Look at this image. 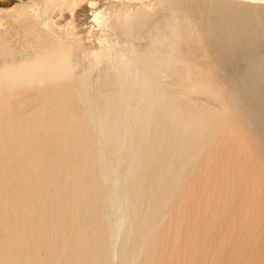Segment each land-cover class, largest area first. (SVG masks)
I'll return each mask as SVG.
<instances>
[{"label":"bare ground","instance_id":"6f19581e","mask_svg":"<svg viewBox=\"0 0 264 264\" xmlns=\"http://www.w3.org/2000/svg\"><path fill=\"white\" fill-rule=\"evenodd\" d=\"M225 3L224 0H209L204 7L199 6L197 11L203 17L202 22L198 21L201 22L209 52L218 57L219 63L230 64L231 73L227 75L218 72L219 83L215 82L214 86L194 84L193 78L195 79L198 65L193 67L192 61L187 62L186 58H183L185 61L181 60L182 58L180 60L168 58L176 88L173 89V84L172 88L168 86V89L163 88L165 92L160 94L159 91L158 98L156 90H151L155 93V96L152 92L151 95L156 101L152 105L148 101V111L143 110L144 113L138 117L134 111L135 106L139 105L136 101L138 96L135 97V101L133 100L135 108L132 106L133 96L138 91L129 98L127 92L128 100L124 98L125 94L120 93L119 99L112 96L114 99L112 103L124 100L126 108L124 107L125 110L121 113H115L114 119L111 114H114L113 107L111 108L113 104L109 105L112 109L110 113L107 106L106 115L111 114L112 117L108 118V121L114 119L108 124L96 120V115L93 121H87L76 103V93L69 89L54 91L51 96H46L42 91L45 86L54 87L57 83L68 81L73 75L74 68L66 56L59 55L52 61L39 57L31 65H10L2 68L0 264H111V259L117 256L121 257L123 264L138 263V256L136 257L138 241L129 240L130 236L124 233L121 234L125 235L124 237L119 236L120 232L118 234L124 221L132 222L130 227L134 221L130 233L137 230L142 232V237L146 239L168 212L170 197L174 194L171 192L180 193L179 182L187 177L182 179V169L189 167L193 170L192 168L205 156L206 160L203 163L205 169L210 168L211 172L219 171L223 177L232 176L231 186H226L230 188V192L221 193L217 197L221 206L224 205L225 212L236 213L243 229L253 228L264 222L263 217H259L257 221L249 220L251 215L252 218H257L255 210L258 207L264 211V197H260L261 192L264 194L261 186L264 174L257 172L264 170V2L250 4L241 0H228L229 8H226ZM176 16L173 14L174 18ZM186 20L182 21V24L170 20V25L168 20L167 28L169 31L171 29V33L189 41L190 36L184 31L188 26ZM150 31L148 33L151 35ZM157 34L159 36V32H156L155 36ZM153 36L152 34L151 38ZM187 43L190 46L191 42ZM233 52L240 53V56L235 58L240 57L237 62H232L234 60L230 61L231 59L222 60L221 56ZM124 65L120 64L116 68L117 81L122 77L126 79L131 73L133 81L162 87L157 79L150 80L145 75L138 76V63ZM159 70L169 79L167 73ZM132 78L129 79L132 81ZM173 78L171 76V82ZM19 89L30 90L31 94L10 102V97L19 92ZM199 93L206 96L207 99L205 97L204 99L215 106H210L211 103L207 104L209 102L201 101L198 97L195 98ZM138 94L140 96V93ZM201 97L203 96L199 95V98ZM86 101L93 102L87 98L84 99V103ZM90 102L89 105H92ZM89 105L87 106L93 111ZM154 108L159 110L158 113L160 110L162 112L151 117ZM94 112L92 114H95ZM97 115L100 117L99 113ZM141 115L144 116L143 121L139 120ZM103 117L105 119V115ZM225 117L229 120L226 121ZM239 125L246 129L244 135L250 141L248 146L236 142L234 128ZM111 147L118 150L116 164L109 160L110 151H113ZM202 148L211 149L204 155L201 152ZM249 152L255 153L256 159L263 162H259L258 166L256 162L254 165L252 160L246 159L243 163L242 154L246 155ZM233 153L237 154L238 161H233L229 157ZM102 158L108 163L105 164ZM230 164L232 169L226 167ZM180 168L182 169L179 170ZM177 169L182 171L181 174L178 175ZM168 172L169 175H166ZM108 183L112 184L110 188L107 187ZM222 184L225 183L222 181ZM249 186L252 191L249 199L243 200L241 196L240 201L237 199L239 203L235 207L231 206L236 200V195L246 191ZM234 192L237 194L234 195ZM181 196L183 198L182 193L176 196L177 203L181 202ZM174 201L175 199L173 203ZM113 206L116 207V212L115 209L112 211ZM221 206L213 210L211 218L209 217L208 220L212 224L221 211L225 213ZM172 209L171 206L170 210ZM228 213L226 212L229 216ZM179 223L180 221L177 225ZM216 234L218 235V232ZM209 235V232H206L204 238L201 237L202 243L200 242L197 249L205 247ZM260 237L256 235L255 239L258 240ZM217 240L219 238H216ZM144 242L141 240V243ZM187 242L186 245L189 247ZM241 247L242 245H239L238 248ZM211 250L213 253V248ZM236 254L235 259L238 257ZM146 263L154 264L149 258Z\"/></svg>","mask_w":264,"mask_h":264},{"label":"rangeland","instance_id":"374dc122","mask_svg":"<svg viewBox=\"0 0 264 264\" xmlns=\"http://www.w3.org/2000/svg\"><path fill=\"white\" fill-rule=\"evenodd\" d=\"M187 1L186 0H0V71L2 70V68L10 65H31L39 57L52 61L55 60L57 56L63 55L69 59L70 64L74 68L73 75L70 77L68 81L57 83V85H55L54 87L45 86L42 89V91L45 93L46 96H51L54 91L69 89L72 92H74V94L76 93L77 95L76 103L78 106H80L81 111L87 121H93V118H95L96 115V120H100L103 123L108 124V123H112V121L115 119L114 116L115 113H119V112L121 113V111L125 110L126 108V104L124 100L122 102L121 100H119L120 101L119 103H117V101H114V103H112L111 102L113 99L112 96L114 98L119 99L121 93V95L125 94L124 98L128 100L130 96L132 97L134 93L138 91L136 93L137 95L135 94V96H133L132 99L133 101L135 97L138 96L137 97L138 99L135 100L137 101V104L139 103V105L135 106V104H133L135 100L132 102V106L136 107L134 111L135 113H137V117H138V115L144 113L143 110L148 111L147 105L148 106L149 104L152 105L156 101V99L151 95L152 93H154L151 90H156L155 92L157 93V98H158L161 92L163 93L165 92L163 88L168 89L167 86L171 87L172 84H173L172 86L173 89L176 88L174 83L173 73L170 72L172 71V69H171V65L169 64V61L167 60L168 58L170 59L175 58L177 60L178 58L179 60L181 58H182L181 60H183V58H186L187 62H189V60L192 61V63L191 61L190 63L193 64V67L198 65L197 66L198 68L196 67L198 70L196 69L197 71L196 74L194 75L195 79L193 78V80L195 81L194 84L204 83L210 86H214L217 83H219V78L217 76L218 72L221 71L222 73L227 75L231 73L230 64H227L225 62L219 63L217 60L218 57L217 56L214 57L213 56L214 54H212V52H209L210 50H208L209 48L208 42L204 39V34L201 28V22L203 17L202 14H200V12L197 11V8L199 6L204 7V5H206L209 2V0H197L198 2L197 1L194 2L193 0H187ZM224 1L226 2L225 3L226 8H229L228 0H224ZM241 1L250 4L255 2L256 3L264 2V0L262 1L258 0L259 2H257V0H241ZM173 14L177 15L176 18H174L175 16L173 17ZM184 18L187 19L186 22L188 23V24L186 23L188 26L186 27L187 29L185 28L184 31L185 34L187 33L188 36H190L188 38L189 41H187V39H183L178 35L171 33L172 32L171 29L169 31L167 28L168 20H169V25L172 20L175 21L176 23L182 24V21H185ZM198 20H200L201 22ZM190 23L192 25H190ZM154 29L157 31H155ZM158 29L160 31H158ZM149 31L150 33L152 32L154 36L156 32H159V36L158 34L156 35L158 36L157 39H155L156 36L155 37L153 36L151 38L152 34L150 35L148 33ZM173 35L176 37H174ZM181 38L183 40H181ZM187 42H191L189 43L190 46L187 45L188 44ZM165 54H167L168 56H166ZM231 54L230 53L229 55L224 54L223 56H221L222 60L231 59L230 61L234 60L232 62H237L236 60H239L240 57H238V59L235 58L237 56H240V53L236 52V54H234L233 52ZM212 56L214 57V61ZM210 60L211 62H209ZM131 62H136L139 64L137 70L138 76L145 75L150 80L157 79L159 84L161 83L160 85H162V87L160 85H159L160 87H158L157 85L152 83L150 84L151 85L150 86V85H143L139 83L140 81H133V78L130 77L131 73L126 79L122 77L120 78L121 79L120 81H117L116 79L117 66L120 64L122 66L125 64L124 66H126V64H130ZM164 64H166V66ZM218 64H221V66ZM222 66L223 68H221ZM210 68L212 70H210ZM159 69L163 70L164 73L168 74L170 81L168 78H166L167 75L164 74L162 75L160 73L161 71ZM162 76L165 77L160 78ZM171 76L173 78V82H171L172 81ZM129 78L130 79L132 78V81ZM106 79L108 80L106 81ZM205 80L207 82H205ZM130 81L133 84H131ZM168 82L169 84L167 85ZM152 87H158L161 90L157 91L158 88L154 89ZM19 90L22 92L19 93L20 92L19 91L16 92L14 95H12L9 100L10 102L15 101L18 98H26L31 94L30 90L27 89L25 90L19 89ZM130 90L131 93H129ZM127 92H128V98H127ZM138 93H140V96ZM83 94L86 95L84 96ZM147 95L149 96L148 98ZM153 95L155 96V93ZM199 95L203 97L199 98ZM199 95L197 96L196 94L195 98L198 97V99L199 100L201 99V101L209 102V103L206 102L207 104L211 103L210 106H215L214 103L210 102L209 100H206L207 99L206 96H204L201 93H199ZM106 97L108 98L109 101H107ZM204 97L206 99H204ZM86 98L87 100H91V101L93 100V102L86 101L84 103V99L86 100ZM89 102L93 104L89 105ZM115 102L117 103V105ZM147 102L149 104H147ZM111 103L113 104L111 108L113 107L114 110L112 111L114 112V114L113 113L111 114L114 119L109 120L110 121L109 122L108 118L109 119L112 118L111 114H109V116L106 114L108 111H109L108 113H110V111L112 110L110 109L109 106L111 105ZM114 104L118 107V111L116 112L115 109L117 110V107L114 106ZM87 105L91 106L92 107L91 109L93 111H91L90 107H88ZM93 106L96 108V111ZM104 106L106 107L104 108ZM138 107H140L142 111L138 109ZM145 108H147V110ZM105 109L106 111L107 110L108 111L106 112ZM103 111L105 112V114H102ZM158 111H159L158 109L154 108V110L151 111L154 113V114L152 113L153 115L151 114V117L152 116L155 117L156 115L162 112L160 110V112L158 113ZM92 112H94L95 114H92ZM97 113H99L100 117H98ZM104 115H105V119L103 117ZM143 117L142 115L139 116V120L143 121L144 119ZM225 120L228 121L229 118L225 117ZM234 129L236 130L234 134L236 138V142L243 146H248V144H250V141L244 135L246 129L240 125L235 126ZM211 148H204V149L202 148L201 149L202 154L205 155L210 151ZM111 149H113V151L112 150L110 151L111 158L110 157L107 158H110L109 160H111L113 164H116L118 160L117 157H119L117 153L118 150H116L115 147L114 148L111 147ZM112 152L116 154H113ZM256 156L257 155H255V153L249 152L246 155L242 154V157L241 156L240 157L244 159L243 163L246 159H250L252 160V163L254 165L256 162V164L259 166L260 163L263 161L257 160ZM229 157L232 158L233 161L235 160L238 161L237 154L233 153V155H230ZM252 157L254 159H252ZM101 160L105 164L108 163L106 159L102 158ZM205 160H206V156L200 159L197 166L192 168L193 170H191V168L189 167H186L189 170L186 168L184 169L180 168L179 170L182 169L183 171L182 174H181L182 171L180 172L177 169L178 175L181 174L182 179L185 176H187L186 177L187 179L184 178V180H181V182H179L178 190L180 193H178V191H175L176 194L175 192H171L172 194L174 193L173 195L170 193V195L172 196L170 197V203H169L170 206H168L169 208L168 212L165 214L163 220L159 223L160 225L158 224L157 227L153 229V233L148 234V236L151 235L149 239L148 236L146 237V239L143 238L142 237L143 233L138 232L137 230H132L130 233V228L134 227V221L132 227H130V224L132 222L130 223L128 221L129 222L128 224V222L124 221L123 225L121 226L122 228L120 229V231H118V234L120 232L119 236L124 237L125 235L123 236L121 235L124 233L128 237L130 236L129 240L132 239L131 241H134L136 239L135 242L138 241V243H136L138 248V253H136V257L138 256L137 257L138 263L136 264H144V263L147 264L146 263L147 258H149L154 264H216V263L217 264H264V222L258 224L256 227L253 228L244 227L243 229L241 227L239 217L236 213L234 212L228 213L229 211H226L229 214V216L226 214L224 210V205L221 206V203L218 202L217 197L221 193L230 192V188L228 189V187L226 186H231L230 182H232V176L225 175L223 177V174L219 171L217 172L215 170L214 172H211L210 168L205 169L203 165ZM226 167L232 169V164ZM257 172L259 174H264V170L262 169ZM191 173L193 174L192 176ZM166 175H169V172ZM222 181L223 183H225L224 185L222 184ZM108 184L107 187L110 188L109 186H111L112 184L110 183ZM261 186L264 189V182H261ZM250 190L251 188L249 186L246 191L240 192L238 193V195H236L237 192H234V195H236V200L238 199L240 201L241 196H243V200H247V198L249 199L250 195H252V191ZM181 193L183 195V198L181 196L182 198L181 202L177 203L176 196H178ZM203 194L204 196L205 195L206 196L204 197ZM260 197H264V194H262V192L260 193ZM174 199L175 201L173 203ZM236 200L234 201V203L231 204V206L233 205V207H235V205L239 203V201ZM210 201L212 205H210ZM175 202H176V206H175ZM171 206L173 207L172 210H170ZM220 206L225 213L221 211V214L220 213L218 214L216 221L214 222V224H212L211 221L208 219L211 218L213 210H216ZM111 209L112 211H114L115 209L114 212H116V207L113 206V208ZM190 213L194 214L195 216L197 214V217H195L192 214L190 215ZM255 213L258 215L257 218L255 217L252 218L251 215L249 217V220L257 221L259 220L258 219L259 217H263V221H264V211L262 212L261 208L258 207L255 210ZM167 214L168 215L170 214V216H168ZM223 214L227 217H225ZM111 216L113 217L112 214ZM222 219L225 220L222 221ZM179 221L180 223L179 225H177ZM124 225H127V227H125ZM126 228H128L129 230H127ZM237 228L239 229L237 230ZM124 229H126V231ZM206 232H209L210 235L208 237L209 240L207 239V242L205 244L204 247L205 249L204 248H202L203 250L197 249V246L202 243V239L204 238ZM217 232L218 235L216 234ZM245 233L248 235H246ZM139 234L142 235L140 236ZM256 235H260L261 237L257 240L255 239ZM137 236L138 239L140 240L137 239ZM233 237L235 238L237 237V239L234 240ZM216 238L217 239L219 238V240L216 241ZM141 240L142 242H144L143 240H147V241L141 243ZM233 240L235 243L233 242ZM186 241L189 242V243L187 242V244H189V247L188 245H186ZM140 244L143 245L141 246ZM239 245L240 246L242 245L240 249L238 248ZM243 247L246 250H244ZM142 248L143 250L141 251L140 249ZM212 248H213V253L211 250ZM146 252L148 255H146ZM235 254L238 256L236 258L237 260L234 258L236 257ZM259 256H261L260 259ZM117 257L111 259V264H121V263L123 264V262L120 259L121 257L118 258ZM196 261L200 263L198 262L196 263Z\"/></svg>","mask_w":264,"mask_h":264}]
</instances>
